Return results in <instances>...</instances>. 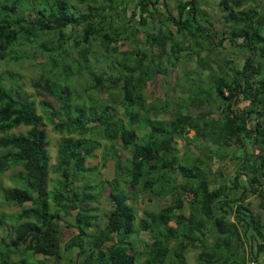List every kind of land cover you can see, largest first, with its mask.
Returning <instances> with one entry per match:
<instances>
[{
    "label": "trees",
    "instance_id": "obj_1",
    "mask_svg": "<svg viewBox=\"0 0 264 264\" xmlns=\"http://www.w3.org/2000/svg\"><path fill=\"white\" fill-rule=\"evenodd\" d=\"M70 1L40 0L31 7L26 0H0V62L15 63L21 57L18 52L24 53L27 45H38L49 59L48 69L43 70L48 74L42 72L30 85L38 94L46 92L58 102L57 108L41 102L46 109L44 114L37 113L34 101L14 74L0 70V174L17 166L22 168L15 175L14 185L4 187L0 183V193L17 205L31 204L11 218L0 211V233L7 231L10 238L9 244L0 247V264H28V254L52 257L53 264H65L66 259L67 264H189V249L198 250L196 264H261L258 256L264 253V218L245 202L249 192L264 205L261 4L257 0H220L221 16L216 24L203 8L205 0H176L175 12L167 10L154 29L149 21L155 19L158 4L168 6L167 0H74L84 5L83 9ZM129 3L133 6L128 7ZM23 8L34 13L33 20L25 19ZM120 10L129 18L115 25L114 17L119 18ZM171 25L174 30L169 28ZM66 27L81 31L72 40L71 53L63 47L71 38L64 32ZM94 40L104 53L120 56L114 65L115 75L96 73V64L90 58ZM124 41L133 46L130 51L119 50L118 44ZM225 41L232 50L244 53L241 66L224 59L212 84L189 90L187 99L179 104L182 110L169 121L151 120L149 113L156 107L145 100L144 91L155 74L165 70L159 63L167 61L166 69L170 68L171 73L182 56L186 60L200 57L207 47L210 51L224 48ZM140 44L155 49L151 51L154 58ZM74 52L77 56L73 57ZM156 59L159 61L151 69L147 63L152 65ZM73 65L78 66L76 74ZM199 65L203 69L204 63ZM59 67L63 73L60 77L55 72ZM86 73L92 81L88 89L108 95L103 104L95 105L91 99L92 104L82 103L83 94L62 81ZM6 75L12 80L7 85ZM116 88L121 95L120 112L110 104H116L111 98ZM138 106L144 112L148 133L139 134L134 127L142 120ZM189 108L197 113L184 111ZM46 122L54 132L64 135L56 152L55 172L60 179L49 191ZM22 125L29 127L26 132L10 134ZM94 130L111 142L107 151L112 152L117 144L121 150L115 158L116 176L96 184H76L79 177L94 172L86 165L100 148L97 139L87 136ZM188 130L194 132V146L202 148L194 154L192 163V152L175 153L176 136L187 143L193 139L186 136ZM246 141L256 149L239 153ZM235 144L240 148H233ZM122 151H128V155L122 157ZM228 155L236 166L235 173L230 184L215 185L210 162ZM240 176H246V187L240 184ZM156 186L158 190H154ZM126 188H140L157 197L170 195L172 200L158 211H144L145 219L134 226L136 213ZM106 190L111 209L104 225L99 226L92 210L84 205L97 202L98 195ZM184 205L189 208L188 214L178 212ZM71 212L74 220L68 226L79 227L63 240L61 221ZM232 216L244 220V224L239 225ZM93 228L96 233L87 236ZM140 232H147L151 239L145 249L137 248L132 239ZM0 239L7 242L4 235ZM69 254L73 258L67 257Z\"/></svg>",
    "mask_w": 264,
    "mask_h": 264
},
{
    "label": "rangeland",
    "instance_id": "obj_2",
    "mask_svg": "<svg viewBox=\"0 0 264 264\" xmlns=\"http://www.w3.org/2000/svg\"><path fill=\"white\" fill-rule=\"evenodd\" d=\"M27 4L31 7L35 6L37 3H39L40 0H26ZM50 3H52L54 0H46ZM179 1V0H178ZM220 0H205V3L203 4V8L210 13V15L215 18L214 21L216 23L217 18L221 16V6L219 5ZM262 8L264 9V0H257ZM176 0H167L168 6L165 7V5L158 4V12H155L154 20H150V26L154 29H157L156 26L159 25V19L163 18V15H167V10H171L172 14L175 12L173 7L175 6ZM70 3L76 4L80 9H83L84 5L77 4L76 1L71 0ZM29 6V7H30ZM133 5L131 3L128 4V7H132ZM25 6L24 8H26ZM23 8V9H24ZM174 10V11H173ZM120 16L119 18L114 17L115 25H118L120 23L127 22L126 19L129 18L128 14L124 13L123 11H119ZM23 14L25 16L26 20H33L34 13L30 12L27 9H24ZM110 23V22H109ZM217 24V23H216ZM218 27V25H217ZM171 30H174V26L169 27ZM64 32L66 35L70 36L71 38L67 40L64 43V49L67 51V53H71L72 51V40L79 36L81 31L80 28L71 29L70 27H66L64 29ZM139 38H142L143 36L140 34L138 35ZM212 39L215 41V37L212 36ZM188 42V41H187ZM186 42V43H187ZM228 42H224V48H220L218 50L210 51L205 49L204 52L200 53L199 56H191L188 60L182 56V59L176 64V68L172 69L173 72H169V69H166V66H168L167 61L165 63V60L161 61L159 64H164L165 70L160 73H156L155 76L152 78L151 81L147 83V87L144 91V97L145 100L149 103V105H153L156 107L155 110L151 111L149 113V117L151 120L159 121V122H166L169 121L172 116L175 115L177 111H180L179 104L182 103L187 99V96L189 95V90L194 91L196 85H200L201 87L208 88L209 85L212 84V80L215 79V75H219L220 65L223 64L224 59H231L233 60L234 64L237 66H241L244 53L239 51L238 49H231L228 44ZM227 45V46H225ZM192 46V45H191ZM98 42L94 40L92 42L91 46V60L96 64V73H106V75L109 77L111 75H115L114 65L117 64V60H119L120 56L118 53H104L100 48H98ZM120 51H130V49L133 48L132 45L128 42H123L118 44ZM136 47V46H134ZM139 47L143 50H146V52L149 53L150 57L154 58V54H152L150 48L144 47L143 45H139ZM189 47V45L187 46ZM193 47V46H192ZM204 47H206L204 45ZM18 55H20V59L16 61L15 63L8 62V61H2L0 62V70L5 73H12L14 76L19 80V84L22 86L23 90H25L30 96L31 100L34 101L37 113L44 114L43 110L46 109V106L49 108H57L58 102L55 98H53L50 94L41 91V94H38L34 91V89L31 87L30 83L32 80L38 79L39 76L43 73L48 74V72H44L43 70H47V62L49 59H47L46 53L42 52L40 47L38 45H27L25 47V52H18ZM77 56L76 52L73 53V57ZM203 65V69L199 65V62ZM157 58V57H156ZM66 59V58H65ZM135 59V57H134ZM67 61L69 64L72 62V57L69 55L67 57ZM159 59H156L154 64L151 65V62H148L147 65L151 69H155L154 66L157 65ZM169 62V60H168ZM162 67V66H161ZM47 68V69H46ZM163 68V67H162ZM74 74L78 73V66L76 67L73 65ZM122 69V67L120 68ZM56 74L60 77L63 75L61 67H59L57 70H55ZM165 75V76H164ZM6 79L4 83L7 85L8 83H11L12 80L9 78V76H5ZM63 82L67 83L69 82L70 86L76 90V93H82L84 100L82 103L86 104H94L99 105V103L103 104L104 101L108 99V95L98 94L95 89H88L89 86L92 84L91 78L86 74H84L82 77H79L77 75L69 77V80L66 81L64 78L62 80ZM109 82V81H108ZM112 82V81H111ZM110 82V83H111ZM109 84V83H108ZM88 89L84 91L85 88ZM170 89L172 90L170 92ZM115 95L111 96L116 101V104H111V106L115 107L117 111H121L122 105L120 104L121 95L119 90L116 88L114 89ZM90 99L92 103L90 102ZM41 102L46 103V106L41 105ZM140 116L142 117V120L139 121L134 127L136 128L137 132L140 134L141 131H146L148 133L150 129L146 127V123L143 121V115L144 112L141 110V108H137ZM212 110V108H211ZM185 112L195 115L197 113L196 109L189 108L187 110L184 109ZM218 112L214 110V116H217ZM29 127L25 126H19L16 129H13L10 131V134H19L24 133L28 130ZM64 135H59L56 132L53 131L52 125L48 122H46V141H47V151L49 154V173H48V180H47V189L52 190L57 186V181L60 179V175L55 172V164H56V152H57V146L59 141L61 140V137ZM88 137L92 139H97L98 142H100V148L95 151L94 156L87 160L86 165L87 167L94 168L93 173H86L84 176H81L78 178V181H76V184L78 183H85L90 182L91 184L99 183L101 180H111L116 176V170H115V158L119 156L120 149L118 144L115 145V148L112 152L107 151L109 146L111 145V142L104 140L102 135L94 130L92 133L87 134ZM186 136L188 138H192L194 136V132L192 130H188L186 132ZM141 142V141H140ZM181 144V147H178L175 145V150L177 152L175 153H181L183 150L190 151L193 154H189L190 160L189 162H193L195 155L198 154V150L201 152L202 148L195 147L194 144L196 142L195 137L193 139H190L189 143H192V145H188L183 138L179 139L177 141ZM194 143V144H193ZM239 147L238 145H234L233 148ZM197 148V149H196ZM231 148L230 150H232ZM240 148V147H239ZM243 149L239 150V153H241L244 149L248 151H254L256 148L253 146L252 142H245L244 146H242ZM181 149V150H180ZM205 148V153H206ZM228 150V151H230ZM227 151V152H228ZM106 155V159L103 158V155ZM230 153V152H229ZM195 154V155H194ZM209 154V153H208ZM122 157L124 155H128V151H122L121 152ZM210 155V154H209ZM206 156H208L206 154ZM206 159V157L204 158ZM125 163V159L123 160V164ZM126 164V163H125ZM211 171L214 173L213 176V182L215 185L225 182L226 184H230V180L232 179L236 166L234 165V162L230 159L229 155L225 159H219L218 156L210 162ZM20 171H22L21 166H17L15 168H11L4 172L3 174H0V183L4 187H11L14 185V179L15 175H17ZM239 182L243 186H247V178L246 176H240ZM138 189V188H137ZM110 190V189H109ZM109 190H106L105 192H101V194L98 195V201L93 202L88 205H84V208L91 209L92 213L94 215V221L97 225L103 226L105 222V216L111 209V204L108 201L106 195ZM129 191L130 200L129 202L134 207L135 213H136V219L134 222V226L138 224L139 219L143 218L145 219L144 211H158L163 206L169 204L172 200V197L166 196H154L150 193L143 192L140 190H134L127 189L126 191ZM154 190H158V186L154 187ZM260 198L252 193L247 194V198L245 202L249 203L251 210L255 213L260 215L261 218H264V205H260ZM264 201V196H263ZM30 203H25L23 205H17L14 202L5 200L2 197V194L0 193V211L5 213L8 218H11L12 215L18 213L23 207H30ZM183 212L188 214L189 208L187 205H184V207L181 210H178V212ZM74 212L69 213L68 215L63 217V221H61V228H62V239L66 240L68 237L73 235V233L77 232V228L79 225L72 224V226H68V223H72L74 220ZM232 218L239 223V225L244 224V220H239L237 217L232 216ZM241 219V218H240ZM239 220V221H238ZM69 227V228H68ZM76 227V228H75ZM96 233V228L94 230L90 229L86 235L89 236L91 234ZM1 234V233H0ZM4 235L6 237V243H2L0 239V247L1 245H7L9 244L8 241L10 240L7 231H2L1 236ZM133 235V234H132ZM12 237V236H11ZM13 238V237H12ZM132 239L135 241V245L137 248L145 249V246L151 241L149 235L147 232H140L137 235H133ZM198 250H191L189 249L186 253V259L189 264H196V256H197ZM28 260L27 263L31 264L32 261L38 262L39 264H53L54 260L52 257H46L43 255H34L28 254ZM13 258H17L18 255H13ZM67 257L73 258V254H69ZM66 257V258H67ZM258 260L261 264H264V253H261L258 256ZM69 261L66 259L63 261V263L67 264Z\"/></svg>",
    "mask_w": 264,
    "mask_h": 264
},
{
    "label": "water",
    "instance_id": "obj_3",
    "mask_svg": "<svg viewBox=\"0 0 264 264\" xmlns=\"http://www.w3.org/2000/svg\"><path fill=\"white\" fill-rule=\"evenodd\" d=\"M176 139H177V141H179V139H178V137L176 136ZM178 147L180 148L181 147V144L180 143H178ZM178 151V150H177ZM176 150H175V152H177Z\"/></svg>",
    "mask_w": 264,
    "mask_h": 264
}]
</instances>
